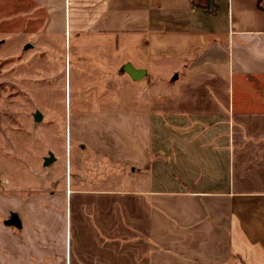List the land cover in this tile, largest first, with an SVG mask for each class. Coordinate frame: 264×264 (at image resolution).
I'll use <instances>...</instances> for the list:
<instances>
[{
    "label": "crops",
    "instance_id": "crops-1",
    "mask_svg": "<svg viewBox=\"0 0 264 264\" xmlns=\"http://www.w3.org/2000/svg\"><path fill=\"white\" fill-rule=\"evenodd\" d=\"M21 1L78 104L123 114L74 123L64 189L0 221V264H264V0Z\"/></svg>",
    "mask_w": 264,
    "mask_h": 264
},
{
    "label": "rangeland",
    "instance_id": "rangeland-1",
    "mask_svg": "<svg viewBox=\"0 0 264 264\" xmlns=\"http://www.w3.org/2000/svg\"><path fill=\"white\" fill-rule=\"evenodd\" d=\"M45 19L40 10L21 0H0V221L3 225L11 215L19 213L25 217L30 201L64 189L65 138L68 136L69 140L75 134L74 123H94L97 119L111 123L112 115L117 122L116 118L123 114L113 112V108H121L116 104L108 110L109 105L95 110V106L89 109L82 101L78 104L73 70L70 83L67 76L66 86L62 37L43 31ZM119 85L115 84L114 94L108 97L109 104L112 99L121 102L124 84ZM100 103H103L101 99ZM37 115L39 120L35 119ZM109 117L111 120L107 121ZM74 148L72 143L71 149ZM82 153L92 156L89 151ZM46 158L52 159L47 165Z\"/></svg>",
    "mask_w": 264,
    "mask_h": 264
},
{
    "label": "water",
    "instance_id": "water-1",
    "mask_svg": "<svg viewBox=\"0 0 264 264\" xmlns=\"http://www.w3.org/2000/svg\"><path fill=\"white\" fill-rule=\"evenodd\" d=\"M128 72L130 73V75L134 78H139L141 77L144 73L141 72H135L132 69H128ZM36 120L40 119V115H37L35 117ZM52 159L46 158L45 159V165H47L48 163L51 162ZM6 224L9 226H14L19 228L20 227V221L18 220V217L16 215H11V217L6 221Z\"/></svg>",
    "mask_w": 264,
    "mask_h": 264
}]
</instances>
